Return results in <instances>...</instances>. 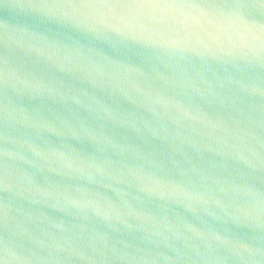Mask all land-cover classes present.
Instances as JSON below:
<instances>
[{
    "label": "water",
    "instance_id": "1",
    "mask_svg": "<svg viewBox=\"0 0 264 264\" xmlns=\"http://www.w3.org/2000/svg\"><path fill=\"white\" fill-rule=\"evenodd\" d=\"M0 260L264 264V7L0 0Z\"/></svg>",
    "mask_w": 264,
    "mask_h": 264
},
{
    "label": "snow or ice",
    "instance_id": "2",
    "mask_svg": "<svg viewBox=\"0 0 264 264\" xmlns=\"http://www.w3.org/2000/svg\"><path fill=\"white\" fill-rule=\"evenodd\" d=\"M124 2L134 3L135 0H124ZM159 2L164 4L170 3L172 6H181L184 4V0H159ZM208 2L238 12H243L245 9L255 5L264 7V0H208ZM0 264H3L2 260H0Z\"/></svg>",
    "mask_w": 264,
    "mask_h": 264
}]
</instances>
